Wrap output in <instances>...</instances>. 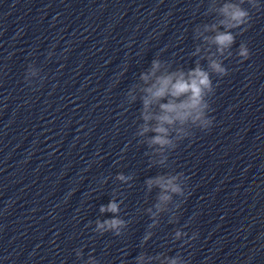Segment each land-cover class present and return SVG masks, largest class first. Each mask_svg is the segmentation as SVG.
<instances>
[{
  "label": "clouds",
  "instance_id": "clouds-1",
  "mask_svg": "<svg viewBox=\"0 0 264 264\" xmlns=\"http://www.w3.org/2000/svg\"><path fill=\"white\" fill-rule=\"evenodd\" d=\"M247 15L243 11H237L235 13L234 18L239 20L240 18ZM233 41V37L228 34H223L217 37V42L221 45H227L230 44ZM240 55L244 57V59H247L249 57V50L241 47ZM157 63L153 62V67H157ZM211 67L218 73H222L224 75H227L225 73V70L220 67L219 64L213 63ZM144 79H147V77H144ZM204 89H210V80L208 77V74L197 68L191 73V78L189 80L183 79V75L181 74V78L177 79L175 83L172 82V77H165L160 78L157 81V85H153L152 88L147 89V91L151 94L152 100H159L160 98L170 94L173 97H179L181 95L190 94L189 99L187 101H184L180 104H176L172 101H169L167 104H161V110L163 112L162 115L158 117V120L161 122V124L173 123L174 120H180L183 122L189 115L188 109L190 108H197L200 106V100L203 94ZM152 101L149 99L144 100L145 108L151 103ZM145 119H148L146 116ZM207 123H211L207 122ZM158 133H164L166 132V129L162 126H159L155 129ZM157 143H166L167 141L161 139L160 136H157L155 138V141ZM122 178V177H121ZM173 191L179 192V188H173ZM101 211H112L116 212L118 211V207L116 203L111 202L107 208L102 207ZM109 224L110 227H117L121 221L119 220H112L106 222Z\"/></svg>",
  "mask_w": 264,
  "mask_h": 264
}]
</instances>
